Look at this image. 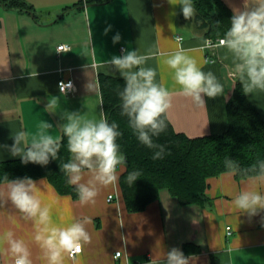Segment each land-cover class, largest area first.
<instances>
[{
  "label": "crops",
  "instance_id": "obj_1",
  "mask_svg": "<svg viewBox=\"0 0 264 264\" xmlns=\"http://www.w3.org/2000/svg\"><path fill=\"white\" fill-rule=\"evenodd\" d=\"M26 1L32 5V13L0 6V145L11 146V136L18 130H26L31 138L44 122L53 126L46 131L61 140L59 127L66 122L62 119L65 111L96 118L101 111L106 115L100 75L122 77L114 68L90 66L100 65L126 50L139 47L143 52L153 46L164 52L177 45L191 50L189 55L202 70L212 71L224 85L225 95L205 97V108H196L190 100L176 95L167 114L175 131L192 138L226 131V103L238 77L230 75L233 65L224 59L222 48L209 50L204 46L208 39L184 19L179 5L173 6L168 0H112L99 5H89L87 0ZM223 1L231 11L243 6V0ZM89 28L94 46L90 45L84 56ZM117 33L121 39L114 44ZM63 44L70 46L71 51L57 53L56 47ZM165 58L150 60L147 66L157 70L158 82L178 91ZM60 80H73L74 92L61 96ZM90 80L98 85L96 93L86 88ZM51 96L59 97L57 111L46 109ZM247 97L264 119V92ZM16 159L20 158L0 147V162ZM124 171L125 166L119 168V175ZM32 180L37 183L42 200L51 205L57 223L92 219L87 226L92 243L79 255L80 264H164L166 253L172 248L189 257V264H264V211L249 217L231 203L234 195L248 186L247 179L237 180L235 175L227 177L225 173L210 178L207 195L211 200L205 208L183 205L168 189H163L158 200L142 212L128 210L119 181L102 188L94 205L81 206L71 195L58 193L48 179ZM5 184L0 183V188ZM260 190L264 193V187ZM7 229L29 242L34 264H45L40 249L31 242L32 223L24 221L10 204L0 206V232ZM117 251L122 256L114 260ZM0 264H9L8 259L0 256ZM66 264L72 262L68 260Z\"/></svg>",
  "mask_w": 264,
  "mask_h": 264
},
{
  "label": "clouds",
  "instance_id": "obj_2",
  "mask_svg": "<svg viewBox=\"0 0 264 264\" xmlns=\"http://www.w3.org/2000/svg\"><path fill=\"white\" fill-rule=\"evenodd\" d=\"M173 5H179L185 20L196 15L193 0H168ZM230 26L223 32L216 47L224 50V59L230 60L233 72L230 75L238 77L245 95L264 92V0H243V6L233 7ZM175 15V13H172ZM110 30L105 29V34ZM93 33L89 28V39L84 45V56L88 54L89 46L93 44ZM121 37L117 33L113 43H118ZM204 46H210L205 40ZM57 53L71 51L67 45H58ZM189 51L177 45L169 52L158 47H149L143 52L140 48L123 51L122 55H114L102 64H92L90 67L114 68L124 81V88L118 93L121 100V115L128 118V127L136 135L138 141L153 149V160L164 158L165 146L155 143L154 137H159L167 128V114L173 107L176 95L190 100L196 108H205L206 100L216 99L225 95L224 85L212 71H203L198 61L189 55ZM158 57H166L164 63L173 72V81L178 86L170 90L162 82L157 81V70L147 66V62ZM89 92L96 93L98 85L93 81L86 85ZM61 96H67L74 90L71 81L59 82ZM60 108L59 97L51 96L48 100L49 110ZM55 112V111H52ZM62 119L66 122L60 125V131L67 140V150L70 159L63 163L60 171L67 177V183L75 187L78 202L81 206L94 205L102 188H108L118 183V169L126 165V156L117 143L122 133L117 122L109 123L103 111L99 118L89 117L87 113L63 112ZM53 126L44 122L41 130L31 135L26 130H18L12 134L14 143L11 146L0 145L10 156L19 157L22 164L28 163L46 166L51 160H57L61 149V140L53 137L46 130ZM227 169L225 175L231 177L237 174L247 177L248 186L236 193L232 206L240 213L249 217L264 211V161H257L249 167L241 165L231 158L224 161ZM85 174L88 178L85 180ZM140 173L133 171L125 177L129 185H133ZM6 184L0 188V206L10 204L26 222H31L34 234L31 242L41 252L45 264H80L79 255L85 247L92 243L88 225L90 217L72 219L67 223H57L53 219L52 207L45 203L37 189V183L31 178L9 179L4 176ZM117 251L114 260L120 258ZM0 256L8 259L9 264H34L32 251L23 238H18L13 230L0 232ZM164 264H189V257L182 251L172 248L165 255Z\"/></svg>",
  "mask_w": 264,
  "mask_h": 264
},
{
  "label": "trees",
  "instance_id": "obj_3",
  "mask_svg": "<svg viewBox=\"0 0 264 264\" xmlns=\"http://www.w3.org/2000/svg\"><path fill=\"white\" fill-rule=\"evenodd\" d=\"M112 0H87L89 5H99ZM196 15L188 23L207 39H219L230 26L233 12L223 0H193ZM5 10L32 13L33 7L26 0H0ZM79 5H77L78 7ZM183 16V15H182ZM210 50V49H209ZM208 50V51H209ZM104 109L109 123L115 121L122 133L117 139L121 152L126 156L125 171L119 184L130 212H142L158 200L161 190L168 189L183 205L195 204L205 208L211 198L207 195L208 180L226 173V158L236 160L242 168L264 161V119L247 95L242 92L239 80L226 103L227 129L218 135L189 137L178 133L166 119L167 128L154 142L165 146L164 158L153 160V149L141 144L128 127V118L121 115L118 95L124 88L120 78L100 75ZM57 160L46 166L20 159L0 162V183L8 178H46L61 195H71L78 200L75 187L67 183L60 167L70 159L67 140L62 136ZM138 171L133 185L126 182L128 173ZM237 180L247 177L235 175Z\"/></svg>",
  "mask_w": 264,
  "mask_h": 264
},
{
  "label": "built area",
  "instance_id": "obj_4",
  "mask_svg": "<svg viewBox=\"0 0 264 264\" xmlns=\"http://www.w3.org/2000/svg\"><path fill=\"white\" fill-rule=\"evenodd\" d=\"M178 39H179V40H182V37L179 36ZM219 39H220V38H219ZM219 39H216V40L208 39L207 41L210 42V46H208L207 49L214 50V49L216 48L215 45L218 44ZM63 45H65V44H63ZM67 46H68V45H67ZM69 47H70V46H69ZM61 81L65 82V83L71 81L72 84L74 85V90H75V83H74L73 80H68V81L60 80L59 82H61ZM59 82H58V86H59ZM74 90H73V91H69L68 93H72V92H74ZM112 199H113V196L110 195L109 200H112ZM228 232H231V228H230V227H228ZM120 253H121V255H120V257H121V256H122V252L120 251Z\"/></svg>",
  "mask_w": 264,
  "mask_h": 264
}]
</instances>
